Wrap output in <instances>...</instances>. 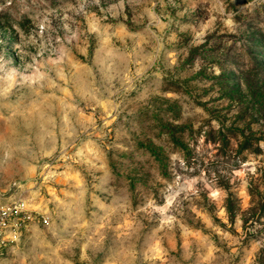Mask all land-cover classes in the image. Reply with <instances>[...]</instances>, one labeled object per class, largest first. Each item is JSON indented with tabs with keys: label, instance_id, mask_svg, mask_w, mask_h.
Wrapping results in <instances>:
<instances>
[{
	"label": "rangeland",
	"instance_id": "1",
	"mask_svg": "<svg viewBox=\"0 0 264 264\" xmlns=\"http://www.w3.org/2000/svg\"><path fill=\"white\" fill-rule=\"evenodd\" d=\"M0 264H264V0H0Z\"/></svg>",
	"mask_w": 264,
	"mask_h": 264
},
{
	"label": "built area",
	"instance_id": "2",
	"mask_svg": "<svg viewBox=\"0 0 264 264\" xmlns=\"http://www.w3.org/2000/svg\"><path fill=\"white\" fill-rule=\"evenodd\" d=\"M18 191L13 185L0 190V250L19 240L34 221L49 224L46 216L30 209L27 199Z\"/></svg>",
	"mask_w": 264,
	"mask_h": 264
}]
</instances>
